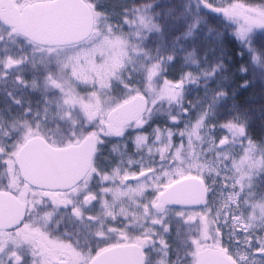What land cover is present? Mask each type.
Listing matches in <instances>:
<instances>
[{"label": "snow or ice", "instance_id": "1", "mask_svg": "<svg viewBox=\"0 0 264 264\" xmlns=\"http://www.w3.org/2000/svg\"><path fill=\"white\" fill-rule=\"evenodd\" d=\"M0 264H264V0H0Z\"/></svg>", "mask_w": 264, "mask_h": 264}]
</instances>
